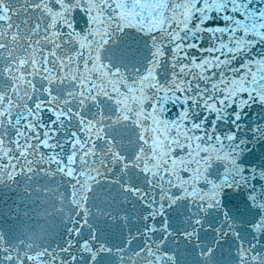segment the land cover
Wrapping results in <instances>:
<instances>
[{
  "label": "snow or ice",
  "instance_id": "snow-or-ice-1",
  "mask_svg": "<svg viewBox=\"0 0 264 264\" xmlns=\"http://www.w3.org/2000/svg\"><path fill=\"white\" fill-rule=\"evenodd\" d=\"M9 194L0 264H264V0H0Z\"/></svg>",
  "mask_w": 264,
  "mask_h": 264
},
{
  "label": "water",
  "instance_id": "water-1",
  "mask_svg": "<svg viewBox=\"0 0 264 264\" xmlns=\"http://www.w3.org/2000/svg\"><path fill=\"white\" fill-rule=\"evenodd\" d=\"M11 203H12V201H11ZM22 205H24V204H22ZM27 207H28V210H29V211L31 212V214L33 215V217H35V213H34V211L32 210L31 205L29 204ZM3 211H5V210H3V209L0 207V220H6V217H5ZM20 219H21V218H20V215H17V220H20ZM36 222H37V220H36V218H35L34 222H32V223L35 224ZM40 222L43 223L42 220H41ZM108 231H109V233H110L111 235H113L114 237L119 235V228L116 227L115 225L111 226V227L108 229ZM183 248H184L185 257H184V259L181 260V264H191L190 257H189L190 262L188 261V259H187V257H186V256H187V253L185 252V244H183ZM225 248H226V246H225ZM224 255H225V256L227 255L226 251H225Z\"/></svg>",
  "mask_w": 264,
  "mask_h": 264
}]
</instances>
